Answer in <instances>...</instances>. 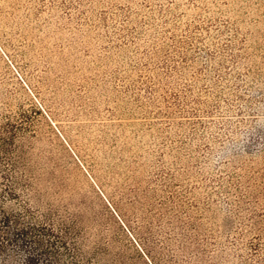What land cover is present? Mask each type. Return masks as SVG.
I'll use <instances>...</instances> for the list:
<instances>
[{
  "label": "rangeland",
  "instance_id": "obj_1",
  "mask_svg": "<svg viewBox=\"0 0 264 264\" xmlns=\"http://www.w3.org/2000/svg\"><path fill=\"white\" fill-rule=\"evenodd\" d=\"M0 112L134 234L164 204L264 264V0H0Z\"/></svg>",
  "mask_w": 264,
  "mask_h": 264
},
{
  "label": "trees",
  "instance_id": "obj_2",
  "mask_svg": "<svg viewBox=\"0 0 264 264\" xmlns=\"http://www.w3.org/2000/svg\"><path fill=\"white\" fill-rule=\"evenodd\" d=\"M32 138L25 114L0 112L2 250L22 254L27 264H237L230 257L215 260L203 247L201 225L190 227L168 205L157 207L159 227L138 235L113 204L99 213L51 157L35 153ZM134 196L133 210L152 199Z\"/></svg>",
  "mask_w": 264,
  "mask_h": 264
}]
</instances>
